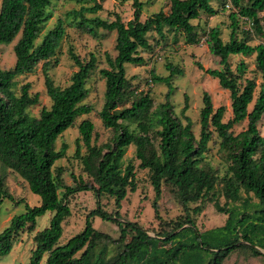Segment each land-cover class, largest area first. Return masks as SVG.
I'll return each instance as SVG.
<instances>
[{"label":"trees","instance_id":"trees-1","mask_svg":"<svg viewBox=\"0 0 264 264\" xmlns=\"http://www.w3.org/2000/svg\"><path fill=\"white\" fill-rule=\"evenodd\" d=\"M85 1L92 5H81L66 15L81 27L116 33V56L112 59L106 55L109 69L99 70L105 79V91L98 116L112 136L108 142L96 146L92 138L93 123L84 119L77 125L79 137L75 140L73 158L80 161L92 181L84 182L81 177L73 176L74 185L68 186L63 182L62 168L55 166L65 158L68 145L62 141L57 149L56 142L75 126L80 116L92 111L84 100L88 95L87 81L97 67V59L90 54L84 61L70 49L69 56L77 71L71 75L68 86H55L49 74L50 60L65 36L64 20L58 18L36 44L42 26L51 17L47 13L51 0H0V46L9 45L20 35L13 46V67L0 69V163L16 172L39 198L37 206H26L0 232V258L10 253L12 241L20 231L33 232L37 220L50 213L48 227L33 235L35 248L27 264H226L231 255L242 250L264 259L261 252H264V136L259 132L264 115V0H169L167 13L160 10L144 21L140 19L144 6L141 0H121L130 2L133 10L132 18L126 23L118 14L112 21L88 17L103 9L104 0ZM212 4L218 7L228 4L227 8L232 6L237 10L228 16L227 42L222 41L217 27L207 34L209 50L218 58L219 69L205 72L229 92L231 118L224 122V107L213 109L210 96L204 93L196 137L190 118L185 116L187 96L181 110L183 119L175 114L170 101L174 89L170 79L182 71L167 64V77L150 73L152 83L167 87L164 101L154 106L149 90L138 93L131 88L125 66L145 63L139 51L151 49L147 38L150 32L164 38L165 30H169L182 34L185 44H197L199 38L193 21L202 13L216 15L217 7ZM239 18L250 23V31L262 42L255 46L248 44L249 32L243 29H240L243 38H236ZM251 55H254V71L260 77L258 84L255 77H245L247 64L242 59L235 62L234 68L231 62V57ZM40 61L51 104L35 117L28 110L38 104L39 95L30 93L29 83L22 85L17 95L13 81L30 72ZM198 67L201 68L200 64ZM127 101L129 105L124 106ZM244 121L247 122L245 130L234 134V125ZM212 141L217 143V151L227 166L221 180L231 204L226 209L217 205L227 215L224 225L199 231L195 222L186 216L182 222H162L160 230L150 235L137 223L121 217L119 210L127 191H136L133 164L122 166L129 146L135 147L138 167L150 172L154 191L152 209L159 220L157 202L162 183L176 189L185 211L190 203L214 196L217 176L204 161V153ZM2 185L0 179V204L4 199L13 201ZM241 191L246 197L237 202ZM79 192H92L96 208L86 216L81 232L59 244L62 224L71 214L69 198ZM104 195L113 198V213L101 207L100 198ZM199 211V207L193 209L194 213ZM95 217L114 223L119 237L112 240L95 229L92 223ZM109 242L115 249L111 257H107Z\"/></svg>","mask_w":264,"mask_h":264},{"label":"rangeland","instance_id":"rangeland-1","mask_svg":"<svg viewBox=\"0 0 264 264\" xmlns=\"http://www.w3.org/2000/svg\"><path fill=\"white\" fill-rule=\"evenodd\" d=\"M144 3L141 21H144L151 14L162 10L168 12L169 0H141ZM245 4V3H243ZM81 5H92V3L82 0L74 3L69 0H51L47 13L50 19L42 26L40 35L36 41L38 44L42 36L51 29L58 18L65 22V36L61 42V46L50 60L49 74L55 86L64 88L70 84L71 75L77 71V67L73 64L69 50L73 49L75 54L82 60H88L90 54H94L97 59V67L90 75L86 88L88 90L87 98L84 103L91 106L92 111L80 116L73 128L68 129L56 142V148L60 147L61 142H66L68 149L65 158L57 161L55 166L62 168V179L65 185L73 186L72 177H81L84 182H90L92 179L86 174L83 165L79 160L73 158L75 150V140L79 137L77 125L84 119L91 121L94 125L93 144L99 146L109 141L112 132L105 129L98 116L103 105L105 79L100 75L99 70L109 69L106 61V55L112 59L116 56L115 43L116 33L107 32L102 29L91 27H81L77 22H73L66 12L72 9H78ZM217 7V14L208 16L204 13L197 20L193 21L195 30L198 34L199 41L195 45H187L184 42V36L180 33L165 30L164 38H160L155 32H150L147 36L151 45L148 51H139L144 58L145 63L140 66L126 65V77L129 79L131 88L136 92H147L149 90L154 106L164 101L167 91L165 84H154L150 80V73L154 72L161 77H167L169 71L166 69L167 64L182 71L181 74L174 75L170 81L173 86V92L170 97L171 104L175 114L183 119L181 110L185 105V96H187V110L185 116L189 117L192 122V130L196 137L199 135L200 129V110L203 106L202 98L204 93L211 98L213 109L224 107L225 112L223 121L226 122L231 118L230 97L229 92L222 89L218 81L210 77L205 70L219 69L218 58L210 52L207 43V34L210 29L217 27L220 30V37L223 42H227L230 36V20L229 14L236 13L237 10L230 6L229 8ZM103 9L96 14H89L88 17H99L104 20L112 21L114 16L118 14L122 21L126 23L132 18V7L130 2L121 0H104ZM239 29L236 32V38H243L240 29L248 31V44L255 46L262 42V39L251 32L250 23L244 19H238ZM18 35L9 45L0 46V69L7 70L13 67L15 56L13 46L17 42ZM242 59L247 64V73L245 77H255L257 84L260 83V77L254 71V55L247 57H231L233 68L236 61ZM200 64L201 68L198 67ZM29 83L31 85V94L39 95L38 104L29 108L28 113L37 117L40 110L49 108L51 102L46 94L44 86V78L42 73V62H38L30 72L17 76L13 81L14 92L19 95L22 85ZM258 89L255 90V95ZM127 101L124 106H128ZM247 122L234 125L232 131L237 134L245 130ZM259 132L264 136V115L259 123ZM217 140L216 137H213ZM209 142L208 150L204 153V161L209 164L217 176L214 185V196H209L189 204V209L185 211L176 194V189L172 186L162 183L161 196L158 200V216L155 218L152 209L154 200V191L150 183V172L147 169L138 167L139 160L135 157V147L129 146L124 155L122 166L132 163L134 166L136 191L134 193L127 191L125 199L121 202L119 213L122 218H126L131 222H135L150 235L160 230L162 222H182L186 216H189L199 231H205L224 225L227 215L220 212V208L226 209L230 204L225 196L224 182L221 177L226 173L227 166L217 151V143ZM218 142V141H217ZM82 154L85 148L82 147ZM0 179L3 181L2 188L13 197V201L4 199L0 204V232L6 228L14 215L21 214L25 211V207H33L39 204V198L32 194L27 183L14 171L6 168L0 163ZM250 199H254L250 194ZM246 194L241 191L240 198L237 202H241ZM241 200V201H240ZM69 208L71 214L63 222V234L59 240V244H64L70 237L81 232L84 228L85 218L88 213L96 208V199L92 192H79L69 198ZM101 207L108 213L115 210L114 200L109 196L100 198ZM199 207V212H193V209ZM51 214L47 213L37 220L36 228L33 232L26 230L20 231L12 241V249L10 253L0 258V264H27L31 256L32 250L35 248L33 235L49 225ZM93 227L103 232L112 240L119 237L117 226L112 222L102 221L99 218L92 219ZM107 257L115 254V249L111 242L107 244ZM264 253L263 251H261ZM110 255V256H109ZM43 264V262H41ZM226 264H264V259L252 257L249 251L231 255Z\"/></svg>","mask_w":264,"mask_h":264},{"label":"built area","instance_id":"built-area-1","mask_svg":"<svg viewBox=\"0 0 264 264\" xmlns=\"http://www.w3.org/2000/svg\"><path fill=\"white\" fill-rule=\"evenodd\" d=\"M229 5L227 4L226 7H228Z\"/></svg>","mask_w":264,"mask_h":264}]
</instances>
